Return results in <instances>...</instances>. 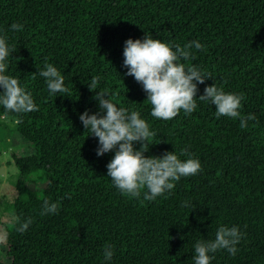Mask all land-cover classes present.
Returning <instances> with one entry per match:
<instances>
[{"label": "trees", "instance_id": "16d2710c", "mask_svg": "<svg viewBox=\"0 0 264 264\" xmlns=\"http://www.w3.org/2000/svg\"><path fill=\"white\" fill-rule=\"evenodd\" d=\"M13 23L24 27L12 31ZM145 33L181 46L198 40L205 50L193 49L187 63L212 80L198 84L196 98L215 83L242 93L239 111L257 120L241 129L199 100L190 115L152 117L142 85L123 67L125 41ZM0 35L16 49L6 74L39 108L15 126L27 145L10 150L16 193L0 264H105L106 244L114 246L108 264H194V244L214 239L220 225L246 236L235 256L218 250L210 264H264V0H0ZM45 62L64 76L67 94H49L38 75ZM93 76L101 77L96 92L87 86ZM105 89L156 133L145 156L175 151L185 160L186 148L201 170L155 201L122 195L107 177L114 153L98 157V139L79 120L99 112L93 97ZM0 116L15 118L3 106ZM45 199L59 201L58 214L40 215ZM21 214L33 219L24 233L14 220Z\"/></svg>", "mask_w": 264, "mask_h": 264}, {"label": "clouds", "instance_id": "9594fccd", "mask_svg": "<svg viewBox=\"0 0 264 264\" xmlns=\"http://www.w3.org/2000/svg\"><path fill=\"white\" fill-rule=\"evenodd\" d=\"M23 25L13 23L12 31H21ZM7 36L0 35V106L4 115L15 114L9 123L18 126L23 122V114L38 111L31 92L21 86L20 81L6 74L9 64L8 57L16 52L14 46H9ZM193 49L205 50L198 40H193L181 46L177 43H165L154 39L145 33L142 39H128L123 50V67L128 69L126 75L134 77L142 85L147 94L146 101L152 106L151 116L161 120H171L180 110L190 115L197 108V100L208 102L215 106L216 118L227 117L239 119L241 129L247 128L250 121H256L255 114L242 115L239 111L243 94L226 92L215 83L204 88L203 95L197 99L198 84H204L211 78L210 74L201 70L195 64L187 62L195 59ZM34 73L33 75H36ZM38 75L44 78L50 95L67 94L64 76L51 63L45 62L43 70ZM101 77L93 76L87 85L90 91L96 92ZM98 102L99 112L89 114L86 110L79 116L86 133L98 139L96 155L102 157L106 153H114L106 165L107 177L118 191L129 198L145 201H155L158 197L170 193L182 177L196 175L201 170V163L193 158L187 149H181L180 155L187 156L181 160L175 151L165 152L162 156H145L149 151L150 139L156 133L150 130L147 121L141 118L138 111H129L118 107L107 89L98 91L93 97ZM139 144V150L134 148ZM71 199L70 196L67 197ZM167 198V197H165ZM182 207H189L185 200ZM60 211V203L45 199L41 205L40 215H55ZM16 231L24 233L33 223L31 216H15ZM246 236L238 226L220 225L214 239H200L194 244V264H210L212 254L218 250H226L235 256L237 245ZM114 246L106 244L103 249L105 264L114 255Z\"/></svg>", "mask_w": 264, "mask_h": 264}, {"label": "rangeland", "instance_id": "374dc122", "mask_svg": "<svg viewBox=\"0 0 264 264\" xmlns=\"http://www.w3.org/2000/svg\"><path fill=\"white\" fill-rule=\"evenodd\" d=\"M9 121L11 119L0 116V261L6 252L4 226L13 219L11 202L16 193L13 183L17 169L10 159V150L27 145Z\"/></svg>", "mask_w": 264, "mask_h": 264}]
</instances>
